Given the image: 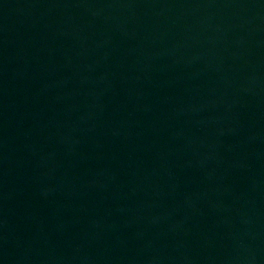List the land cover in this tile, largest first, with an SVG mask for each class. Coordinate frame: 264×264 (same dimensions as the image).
<instances>
[{"label": "water", "instance_id": "95a60500", "mask_svg": "<svg viewBox=\"0 0 264 264\" xmlns=\"http://www.w3.org/2000/svg\"><path fill=\"white\" fill-rule=\"evenodd\" d=\"M195 38L264 57V0H96Z\"/></svg>", "mask_w": 264, "mask_h": 264}]
</instances>
